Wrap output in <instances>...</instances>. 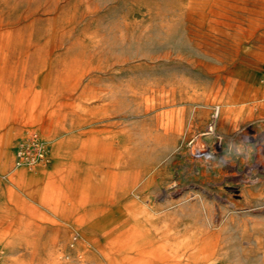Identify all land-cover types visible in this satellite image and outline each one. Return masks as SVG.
Masks as SVG:
<instances>
[{
  "label": "rangeland",
  "instance_id": "1",
  "mask_svg": "<svg viewBox=\"0 0 264 264\" xmlns=\"http://www.w3.org/2000/svg\"><path fill=\"white\" fill-rule=\"evenodd\" d=\"M262 56L264 0H0V264H143L135 206L153 264H264Z\"/></svg>",
  "mask_w": 264,
  "mask_h": 264
},
{
  "label": "bare ground",
  "instance_id": "2",
  "mask_svg": "<svg viewBox=\"0 0 264 264\" xmlns=\"http://www.w3.org/2000/svg\"><path fill=\"white\" fill-rule=\"evenodd\" d=\"M262 58H264V57L262 56ZM218 111H219V107H218ZM216 114H217L216 116H218L217 111H216ZM216 116H215V118H216ZM214 121H217V118ZM201 134L202 133L194 134L192 136L193 142H198V141H200L201 137L206 136V135H201ZM211 135L216 136L215 131ZM245 155H247V154H245ZM244 159H245V165L248 166L249 165V157L246 156V158H244ZM44 161L41 162L42 165H44V163H45ZM37 166L39 167V166H41V164H38ZM203 209L205 210V212L207 214L210 213L208 211V209L206 208L205 203H203ZM142 221L145 222L143 217L142 218L140 217L136 220L137 225H136L135 229L131 232V235L129 236L128 240L130 239L133 242L134 250L138 253V257L140 259V262L142 261L143 264H151V263L153 264V263H157V262L161 263L162 257H160V259L158 258L159 256H161V253L160 252H158V253L151 252V250H150V247L153 246V244H154V240H153L152 235L149 231H146V232L143 231L142 226H140Z\"/></svg>",
  "mask_w": 264,
  "mask_h": 264
},
{
  "label": "built area",
  "instance_id": "3",
  "mask_svg": "<svg viewBox=\"0 0 264 264\" xmlns=\"http://www.w3.org/2000/svg\"><path fill=\"white\" fill-rule=\"evenodd\" d=\"M47 154L45 141L37 131L31 132L15 148V166L32 168L43 162Z\"/></svg>",
  "mask_w": 264,
  "mask_h": 264
},
{
  "label": "crops",
  "instance_id": "4",
  "mask_svg": "<svg viewBox=\"0 0 264 264\" xmlns=\"http://www.w3.org/2000/svg\"><path fill=\"white\" fill-rule=\"evenodd\" d=\"M71 175L75 174L74 172L71 173V171L69 172ZM47 178V177H45ZM45 178H41V179H45ZM7 180L12 184V185H15V183H26V184H30V185H33L34 182H32L30 179H28L26 176H24L23 174L21 173H17L15 175H13L12 177L10 178H7ZM9 192H11V189H8ZM67 210V209H65ZM142 212H146V211H143L141 210L140 208L138 207H134L133 211H132V217L137 220L138 219V214H139V218L142 217Z\"/></svg>",
  "mask_w": 264,
  "mask_h": 264
}]
</instances>
